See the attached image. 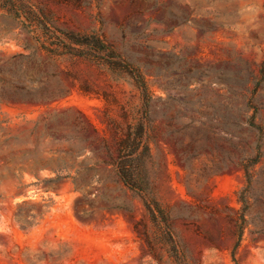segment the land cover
<instances>
[{
  "label": "rangeland",
  "instance_id": "1",
  "mask_svg": "<svg viewBox=\"0 0 264 264\" xmlns=\"http://www.w3.org/2000/svg\"><path fill=\"white\" fill-rule=\"evenodd\" d=\"M22 6L0 0V264H264V0ZM70 35L141 71L147 115L127 74L53 54ZM141 120L138 192L112 163Z\"/></svg>",
  "mask_w": 264,
  "mask_h": 264
},
{
  "label": "trees",
  "instance_id": "2",
  "mask_svg": "<svg viewBox=\"0 0 264 264\" xmlns=\"http://www.w3.org/2000/svg\"><path fill=\"white\" fill-rule=\"evenodd\" d=\"M1 6L7 9L12 16L20 18L23 14L29 15L26 7L22 6V0H1ZM68 44H60L54 48L53 54H68L74 57L96 58L98 62L105 64L115 72L127 74L141 91L144 114H148V86L144 76L138 68L123 61L115 51L104 41L96 36L70 35ZM58 54V55H59ZM251 126L258 128L255 123ZM146 124L143 120L130 125L125 136L118 143L117 157L113 161L116 173L123 184L131 190L143 192L145 190L146 163L151 157V150L146 139ZM258 159L252 161L253 165ZM249 182H252V169L246 167ZM248 204V202H246ZM153 209H148L153 215H161L166 219L165 211L156 201H152ZM248 206V205H247Z\"/></svg>",
  "mask_w": 264,
  "mask_h": 264
}]
</instances>
